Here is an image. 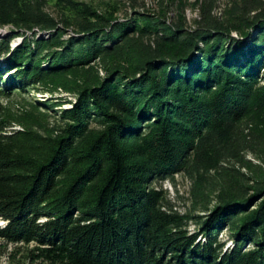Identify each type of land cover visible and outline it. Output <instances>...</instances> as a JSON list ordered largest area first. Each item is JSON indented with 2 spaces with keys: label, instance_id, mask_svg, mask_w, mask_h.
I'll return each mask as SVG.
<instances>
[{
  "label": "trees",
  "instance_id": "trees-1",
  "mask_svg": "<svg viewBox=\"0 0 264 264\" xmlns=\"http://www.w3.org/2000/svg\"><path fill=\"white\" fill-rule=\"evenodd\" d=\"M219 1L195 0L188 28L184 3L168 22L0 0V28L23 38L0 39V240L35 243L42 264H264V168L241 170L264 150V0L217 16ZM69 72L85 77L60 133L11 128L1 98ZM180 173L203 214L168 200L161 183Z\"/></svg>",
  "mask_w": 264,
  "mask_h": 264
},
{
  "label": "rangeland",
  "instance_id": "rangeland-1",
  "mask_svg": "<svg viewBox=\"0 0 264 264\" xmlns=\"http://www.w3.org/2000/svg\"><path fill=\"white\" fill-rule=\"evenodd\" d=\"M84 3L91 7L94 11L111 19L126 20L134 16L135 12H147L154 16L165 13L168 22L177 19L179 3H184L188 28L196 25L195 20L198 19V5L195 0H74ZM56 0H50L47 10L54 16L57 15V8L54 7ZM226 0H220L219 6L224 8ZM30 38L33 32H28ZM44 34L38 35V37ZM72 27L68 28L65 38L73 36ZM12 37L11 46L16 47L22 42V36L14 35L11 26L0 29V39ZM44 36H47L45 33ZM7 68V56L0 57V69ZM100 75L103 72L99 71ZM10 73L6 74L8 77ZM84 73L69 72L58 77L50 79L46 83L36 85L29 93L13 94L10 98H1L4 107V114L11 120L12 129L30 128L47 136H55L64 128L65 122L61 118V110L70 108L76 102V87ZM264 122V121H263ZM262 125V124H261ZM91 126H94L92 123ZM256 153L246 152L245 159L248 168L242 167V172L253 175L257 168H264V150L256 147ZM161 187L166 192L168 200L175 208L182 212H189L195 215L203 214L202 209H194L192 203V180L183 173L177 174L173 181H165L161 183ZM196 205V204H195ZM198 208L199 205H196ZM3 219L0 218V225ZM190 229L194 230L195 225L190 223ZM221 239L227 240V244L231 245L228 229H223L220 233ZM35 247V243L29 244H5L0 240V264H42L35 263L29 257L31 248Z\"/></svg>",
  "mask_w": 264,
  "mask_h": 264
},
{
  "label": "water",
  "instance_id": "water-1",
  "mask_svg": "<svg viewBox=\"0 0 264 264\" xmlns=\"http://www.w3.org/2000/svg\"><path fill=\"white\" fill-rule=\"evenodd\" d=\"M219 8H220V12L221 13H218V11H219ZM222 12H223V8L221 7V6H218L216 9H215V11H214V13L217 15V16H221L222 15ZM6 27V26H5ZM1 30H2V28H0ZM233 36H238L237 35V33L236 32H233Z\"/></svg>",
  "mask_w": 264,
  "mask_h": 264
},
{
  "label": "bare ground",
  "instance_id": "bare-ground-1",
  "mask_svg": "<svg viewBox=\"0 0 264 264\" xmlns=\"http://www.w3.org/2000/svg\"><path fill=\"white\" fill-rule=\"evenodd\" d=\"M218 13H221V12H220V8H219ZM4 224H5V221H2V224H1L0 226H3Z\"/></svg>",
  "mask_w": 264,
  "mask_h": 264
}]
</instances>
